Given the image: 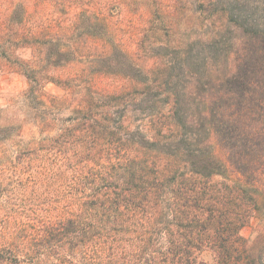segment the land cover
I'll use <instances>...</instances> for the list:
<instances>
[{
	"label": "trees",
	"instance_id": "trees-1",
	"mask_svg": "<svg viewBox=\"0 0 264 264\" xmlns=\"http://www.w3.org/2000/svg\"><path fill=\"white\" fill-rule=\"evenodd\" d=\"M262 4L187 47L146 43V28L136 50L102 0L15 5L0 75L26 78L39 115L29 141L24 124L0 126V264H264ZM167 52L171 67H147Z\"/></svg>",
	"mask_w": 264,
	"mask_h": 264
},
{
	"label": "rangeland",
	"instance_id": "rangeland-1",
	"mask_svg": "<svg viewBox=\"0 0 264 264\" xmlns=\"http://www.w3.org/2000/svg\"><path fill=\"white\" fill-rule=\"evenodd\" d=\"M26 1L30 11H35L38 0H0V29L3 18L11 16L15 11V5ZM109 8L112 15L119 14L118 18H111V28H118L116 36L118 40L124 41L125 44L131 45L133 50L137 49V43L143 37V30L149 27L157 28L158 34L152 38L144 36L146 43H155L158 39L161 41L174 40L176 44L187 47L196 39L208 40L210 35L214 34V27L211 23L217 20L218 25L227 24V19L221 20V17H230L234 12H238V8L244 4L248 9L247 13H251L252 9H258L259 5H263V0H102ZM45 13L51 12L52 7L49 3L44 4ZM220 20V21H219ZM112 21V22H111ZM150 44V45H151ZM156 51V50H155ZM157 52V51H156ZM24 57L30 56V51L22 52ZM164 53H161L160 59L151 58L147 61L149 69L166 66H172L173 56L167 52V57L162 60ZM153 55V54H151ZM220 55V54H219ZM158 61V65H156ZM156 63V64H155ZM77 69L84 66L77 64ZM167 69V68H166ZM173 72L172 74H176ZM160 80H164L161 71H158ZM166 80H164L165 82ZM77 84L76 82L72 83ZM123 84L118 79L102 77L98 80V87L102 89L115 90ZM29 88L28 81L23 76L16 73H3L0 75V126L11 127L14 129L20 124H24L25 133L23 139L29 141L33 134L36 135L37 129L33 126L35 120L38 119L39 108L36 102L28 99L26 92ZM47 91L56 96H65L66 90L54 84L47 87ZM132 113L137 106L130 105L128 107ZM70 112L66 111L62 118L67 119ZM17 130V128H16ZM26 143L23 145L25 147ZM27 150V149H26ZM41 189L35 185L34 189L27 191L22 196L26 210L31 206H37L41 202ZM245 236L250 237L252 230L244 232ZM207 263H211L213 258L211 253H206L203 258Z\"/></svg>",
	"mask_w": 264,
	"mask_h": 264
}]
</instances>
